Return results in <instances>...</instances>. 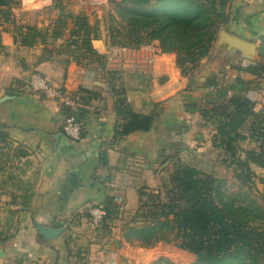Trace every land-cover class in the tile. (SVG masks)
Returning <instances> with one entry per match:
<instances>
[{
  "label": "crops",
  "instance_id": "obj_1",
  "mask_svg": "<svg viewBox=\"0 0 264 264\" xmlns=\"http://www.w3.org/2000/svg\"><path fill=\"white\" fill-rule=\"evenodd\" d=\"M224 34L254 43L255 51L233 46ZM263 37L264 0H229L212 54L189 85L171 56L156 53L152 45L117 48L103 37L93 38L106 70L98 60L77 69L65 66L41 42L18 45L1 32L0 77L8 81L1 84L0 79V140L11 154L7 162L0 160V253L6 254L0 262L150 264L151 252L140 241L126 239V230L151 221L150 194L163 198L175 165L206 171L220 159L215 106L247 95L260 111L264 75L239 68L264 65ZM108 69L118 71L114 79ZM33 72L87 106L77 113L84 122L80 139L71 140L62 131L65 113L58 102L30 87ZM151 75L161 80L157 86L147 78ZM209 80L216 85H206ZM122 86L134 111L152 115L150 130L115 135L114 91ZM114 178L125 187L124 207L118 213L107 209L104 225L93 228L88 209L109 202L106 185ZM141 187L147 195L140 196ZM35 223L65 230L43 239Z\"/></svg>",
  "mask_w": 264,
  "mask_h": 264
},
{
  "label": "trees",
  "instance_id": "obj_2",
  "mask_svg": "<svg viewBox=\"0 0 264 264\" xmlns=\"http://www.w3.org/2000/svg\"><path fill=\"white\" fill-rule=\"evenodd\" d=\"M17 1L0 0V12L6 14L5 19H8L9 12L2 7H9ZM151 1L131 0L130 6L118 8L125 20L128 44L137 48L152 45L156 53L168 54L181 74L188 77V84L194 85L196 77L193 73L212 54L219 27L226 19L229 0H154L148 8ZM75 27L81 32L87 50L102 62L103 56L92 46V39L99 36L91 30L87 16L78 15ZM28 35L25 34L22 44L32 46L36 40H29ZM53 38H61L60 33L55 32ZM74 54L73 50L70 55ZM69 63L66 61V65ZM239 69L260 77L264 75V65L261 64ZM107 71L113 79L118 73L116 70ZM147 78L153 86L161 82L152 75ZM238 82L243 83V80L238 78ZM205 84L216 85L211 80ZM114 93V109L118 116L115 135L150 130L152 115L131 108L126 88L119 87ZM255 105L256 102L247 95H234L215 106L213 111L216 120L214 137L223 147L224 161L237 164L241 169L238 177L244 184L253 175L251 162L264 168V123L259 120L261 114L255 110ZM202 117L208 119V111H204ZM0 137H4L1 131ZM244 140L257 143V149L247 150L246 157H242L238 147V142ZM261 180L264 181V177ZM169 183L171 186L166 185L165 200L150 194L148 212L151 221L128 227L125 237L147 247L164 241L165 234L174 230L181 240L177 245L181 253L194 255L196 261H177V258L161 253L150 264H264V212L255 198H250L249 203H237L221 190L220 180L181 163L175 165ZM143 189H139L140 196L146 194ZM109 208L115 213L120 210L111 200L106 206Z\"/></svg>",
  "mask_w": 264,
  "mask_h": 264
},
{
  "label": "rangeland",
  "instance_id": "obj_3",
  "mask_svg": "<svg viewBox=\"0 0 264 264\" xmlns=\"http://www.w3.org/2000/svg\"><path fill=\"white\" fill-rule=\"evenodd\" d=\"M131 3V0H18L9 7H2V9L8 10L9 13H7L8 19H5L6 14L0 12V34L5 31L6 34L10 35V38L13 36L14 43L19 42L23 45L21 42H23L25 34L29 33V40L35 39L37 43L41 42V44L46 45L45 50L48 52L51 50V55H54L65 66L70 68L74 65L77 69H80L87 65H92L96 56L87 50V45L82 41L81 32L75 30V21L78 15L87 16L91 30L95 31L99 37L105 38L107 45L110 47L141 49L148 46L141 45L137 48L136 46L133 47L134 44L129 45L127 42L125 20L120 16L118 8L130 6ZM153 4L154 0L151 1L148 8ZM4 25L8 27H4ZM55 32L60 33L61 38L54 39L53 35ZM19 43L18 45H20ZM49 47L52 49H49ZM73 50L75 54L70 55ZM66 61L70 63L66 65ZM98 61L101 63L100 60ZM101 65L106 70V65L104 63H101ZM109 75L111 74L109 73ZM0 79L2 80L1 84L8 81L1 77ZM261 95L262 98L259 99L260 103H262V108L259 112L261 114L259 120L264 123V115L262 117V114H264V94ZM0 143L3 144H0V160L1 163H4L5 160L6 162L8 161V154H11V152L8 153L10 148H5L4 142L0 140ZM241 143L242 145L239 143L238 147L244 157L247 156V150L257 149L256 142L244 140ZM222 153L217 163L215 162L212 166L206 167V171L202 172L220 180L221 190L227 196L233 197L237 203H249L250 198H255L264 212V181L261 180L264 177V168L251 162L250 168L253 171V175L251 180L244 184L238 177L241 169L237 164L225 162V157ZM166 184L170 188L171 184L169 182ZM163 189L162 200H165V187ZM180 241V238L173 230L165 234L164 241H157L146 248L151 252L153 259L164 253V255L177 258V261L195 263L196 257L194 255L181 253L177 246ZM158 243H161L159 248L156 247Z\"/></svg>",
  "mask_w": 264,
  "mask_h": 264
},
{
  "label": "built area",
  "instance_id": "obj_4",
  "mask_svg": "<svg viewBox=\"0 0 264 264\" xmlns=\"http://www.w3.org/2000/svg\"><path fill=\"white\" fill-rule=\"evenodd\" d=\"M30 87L39 95L44 96L49 100L57 101L60 107L64 109V118L61 122V128L64 134L71 140H78L82 136L84 130L83 120L77 117V113L82 108H87L83 101L64 96L60 88L52 84L44 75L33 72L29 79ZM107 195L110 196L112 203L119 206L120 210L124 207L125 195L124 186L114 178L107 183ZM107 203H101L91 206L88 209L90 225L93 228H100L104 225L107 216ZM0 264H4L0 262ZM98 264H107L102 261Z\"/></svg>",
  "mask_w": 264,
  "mask_h": 264
},
{
  "label": "water",
  "instance_id": "obj_5",
  "mask_svg": "<svg viewBox=\"0 0 264 264\" xmlns=\"http://www.w3.org/2000/svg\"><path fill=\"white\" fill-rule=\"evenodd\" d=\"M224 36L226 37V40L233 46L244 48L245 50L249 52L255 51V45L252 42H248V41L242 40L240 38H237V37H234L228 34H224ZM35 227L37 229L38 235L43 239H54L60 234H62L63 231L65 230L64 227L55 228V227L41 225L38 223H35ZM5 255L6 254L4 253V251L0 253V256L4 257Z\"/></svg>",
  "mask_w": 264,
  "mask_h": 264
}]
</instances>
